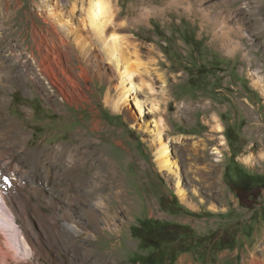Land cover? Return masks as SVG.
Wrapping results in <instances>:
<instances>
[{"label": "rangeland", "instance_id": "rangeland-1", "mask_svg": "<svg viewBox=\"0 0 264 264\" xmlns=\"http://www.w3.org/2000/svg\"><path fill=\"white\" fill-rule=\"evenodd\" d=\"M117 1L120 14L115 29L132 36L141 48L142 66L133 80L139 85L144 80L145 85L132 98L142 100V112L132 99L123 111L113 110L106 95L118 94L117 70L99 49L87 59L74 44L64 46L67 52L57 56L84 95H78L61 73L59 87L44 81L48 91L19 79L0 87V96L11 99L0 111V132L3 123L11 120L30 132L26 146L19 144L15 154L0 151V171L7 169L1 167L4 161H11V170L20 176L34 150L77 145L75 155L82 159L79 171L84 176L94 175L90 167L94 157L110 160L119 168L129 194L131 210L126 215L111 180L107 184L102 179L101 191L88 195H103L107 206L101 219L112 222L116 217L118 223L79 235L64 231L58 244L50 245L45 238L48 255L32 260L99 264L101 256L117 252L116 264H179L184 257L192 264H264V188L244 191L241 199L228 180L236 165L264 175V0H145L143 10L139 9L145 10L141 20L131 10L141 0ZM22 2L14 20H5L6 6L0 10V54L25 45L33 49V24L45 32L50 28L35 0ZM217 32L225 35L228 49L222 48ZM127 53L125 61H134L131 50ZM98 64L105 78L97 75ZM83 66L90 70L92 81L80 75ZM212 116L221 123V132ZM143 124L148 128H141ZM158 124L178 167L185 198L178 192L176 175L157 164ZM31 186L21 185L30 200L26 202L29 220L40 233L33 214L40 189ZM44 197L49 202V196ZM41 207L51 213L46 204ZM15 219L24 227L20 217ZM146 219L148 225L171 232L169 238L158 240L157 247H147L136 235ZM152 233L154 242L160 234L154 229Z\"/></svg>", "mask_w": 264, "mask_h": 264}, {"label": "bare ground", "instance_id": "bare-ground-1", "mask_svg": "<svg viewBox=\"0 0 264 264\" xmlns=\"http://www.w3.org/2000/svg\"><path fill=\"white\" fill-rule=\"evenodd\" d=\"M117 2V0H35V5L39 8V15L43 17L44 22L50 28L48 27L45 32L44 27L40 30L33 24V49L28 50V46L25 45L21 50L10 48L5 54H0V87H9L14 79H19L24 82H35L48 91V86L44 81H47L48 85L51 84V87H59L58 83L61 80L59 74L61 73L74 86L78 95H84L81 86L75 87L73 78L66 72L64 63H60L58 60L60 54L67 52H64L63 47L74 44L77 51L87 59L95 57L97 55L95 51L99 49L105 60L117 70L118 94L115 97L108 91L106 103L113 110L121 112L132 99L142 112V100L135 95L132 98L135 90L145 85L144 80L140 85L133 80L134 75L140 71L142 66L139 61L141 48L137 42L131 39L132 36L123 35L115 29L116 20L120 14ZM145 3V0H141L131 8L135 13V19H142L145 10L142 13L139 9H142L146 5ZM23 5L22 0H0V10L6 6L4 15L7 21L14 20ZM78 13L81 15L79 18H77ZM15 28L12 29L16 30ZM214 34L221 40L222 48L228 49L225 35L219 32ZM26 39L25 36L23 40L26 41ZM125 49L131 50L135 57L134 61H125V55L128 52ZM60 61L62 60L60 59ZM14 64L17 65L16 68L12 67ZM81 68L82 78L92 81L90 70L84 66ZM92 69L94 70V68ZM96 73L99 77H106L99 64L96 65ZM60 90L67 100H71L63 88ZM10 102L11 99L8 95L0 96V111L5 109ZM212 118L215 121V129L221 132V123L215 116ZM95 126L99 127V121H95ZM2 127L0 132L1 152L13 154L19 144L20 148L26 146L30 132L19 129V123L11 120L8 123L4 122ZM140 127L148 128L145 124ZM154 134L158 141L155 153L157 164L161 169L176 175L178 192L185 198L186 191L181 185L178 167L171 157L169 144L165 140L159 124ZM118 143L121 142L118 141ZM77 149V145L68 148L66 145L60 144L53 151L47 148L34 150L33 158L28 159L22 165L20 176L17 175V170H11V161L2 163L1 167L7 166V169L0 171V200L4 203V205L0 203V264H36L32 258H39L42 254L48 255L43 244L45 238L49 242L51 241L50 245H52L63 240L64 231L79 235L90 230L101 231L111 224L116 225L118 223L116 217H113L112 222L100 217L107 206L105 197L100 194L88 195L89 192L95 194L100 190L102 179L107 184L111 180L113 193L122 198L126 215L130 214L129 194L126 192L125 180L119 168L112 161L104 162V159L96 156L90 166L94 170V175L86 177L79 171L82 159H80V155H77L78 158H76ZM2 156L0 153V158ZM87 160L85 159V162ZM102 164L106 166L107 170L102 167ZM104 172L107 173L106 176ZM25 184L32 185V189H36L37 186L40 189L37 197L39 200L33 204V214L42 229L40 233L34 230L33 223L29 220L30 212L26 202L30 200L21 187ZM45 194L49 196V202L47 197H44ZM42 204H46L51 209V213L43 211ZM15 217H20L23 220L24 227L18 225ZM111 253L112 256L109 257L106 254L101 256L99 264H116L113 257L117 255V252ZM59 254L61 255V252ZM187 261L188 259L184 257L179 264H192ZM61 262L60 264H65L64 260Z\"/></svg>", "mask_w": 264, "mask_h": 264}, {"label": "trees", "instance_id": "trees-1", "mask_svg": "<svg viewBox=\"0 0 264 264\" xmlns=\"http://www.w3.org/2000/svg\"><path fill=\"white\" fill-rule=\"evenodd\" d=\"M232 136L229 135V140H232ZM229 170H227L228 174ZM229 184L231 187H237L235 190L238 193V195L241 197L243 196L244 191H250L258 188H264V175H253L248 173L244 168L236 165L235 166V175L231 174V176H228ZM248 206V205H247ZM150 222L149 219H146L139 227H137V236L141 237L144 241L147 247L150 246H159L158 240H165L166 238H169L170 231L167 228H159V226H154L153 224L148 225ZM158 230L159 234L156 239L151 240L153 237L152 231ZM151 242V243H150ZM150 243V244H149ZM153 257V256H152ZM151 255L148 256L151 260L153 259Z\"/></svg>", "mask_w": 264, "mask_h": 264}]
</instances>
